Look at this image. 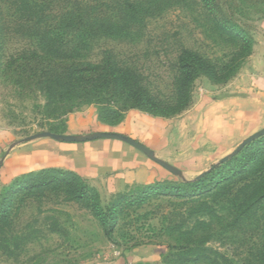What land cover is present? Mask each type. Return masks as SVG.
I'll return each instance as SVG.
<instances>
[{"label": "rangeland", "instance_id": "1", "mask_svg": "<svg viewBox=\"0 0 264 264\" xmlns=\"http://www.w3.org/2000/svg\"><path fill=\"white\" fill-rule=\"evenodd\" d=\"M47 1L43 0V5ZM138 1L146 11L139 21L140 33L129 39L93 41L86 60L99 62L111 53L134 66L148 89L160 98L173 91L176 61L184 50L220 69L216 81L202 75L193 81L190 97L194 99L246 95L247 82L264 76V0H218L231 28L246 39L245 47L213 22L199 0ZM104 3L110 7L111 0ZM60 5L52 0L49 9L58 11ZM1 9L9 18L11 8L1 3ZM30 45L9 31L0 45V131L10 133L11 145L50 135L82 139L85 135L67 134L70 120L88 128L99 124L110 127L129 111L128 106L107 97L82 104L48 100L47 88L5 71L8 61ZM184 110L168 115L169 128ZM243 137L229 150L219 148L213 167L240 159L247 145L241 147L246 134ZM260 137L264 139V134L251 142ZM228 174L227 170L222 174L217 187L191 196L183 185L201 176L191 182H165L171 190L178 186L183 191L179 196H152L139 204L133 201L147 194V188L112 191L100 185L97 189L80 178L95 193L88 196H98L106 215L115 211L111 239L92 213L91 202L74 199L65 184L21 191L12 198L4 188L0 190V264H112L120 257H128L125 264H264V204L254 205L256 196L246 172ZM25 180H18L16 188L25 186ZM220 180L216 176V181ZM182 247L188 251L177 250Z\"/></svg>", "mask_w": 264, "mask_h": 264}, {"label": "trees", "instance_id": "2", "mask_svg": "<svg viewBox=\"0 0 264 264\" xmlns=\"http://www.w3.org/2000/svg\"><path fill=\"white\" fill-rule=\"evenodd\" d=\"M57 2L61 5L58 11H53L49 9L52 0L47 1L48 6L43 5V0H0V45L8 31L27 39L31 44L30 48L12 57L4 70L35 80L38 85L47 88L48 100L57 98L68 104H82L91 100L101 102L103 97H107L110 101L115 100L118 104L128 106L129 110L168 117L169 114L189 106L190 88L198 76L202 75L212 81L220 76V69L210 61L195 52L184 50L176 61L177 76L173 91L168 97L160 98L148 89L143 75L134 66H129L111 53H106L99 62L85 59V53L93 41L137 36L141 31L139 21L146 14L142 2L111 0L110 7H107L104 0ZM199 2L218 27L235 37L241 47H245L246 39L231 28L218 0ZM1 3H6L11 8L9 18L2 13ZM257 140L246 145V151H243L240 159L235 158L222 167H212L209 173L193 183L183 185L186 190L191 191L189 196L220 185L223 181L221 176L226 170L229 174L234 172V176L246 172V178L252 183L256 196L254 205L264 204V139L260 137ZM236 163L238 164L235 165ZM216 176L221 180L216 181ZM22 179H26L25 186L16 188L17 181L5 189L10 192L9 198L21 191L34 192L54 183L65 184L72 189L74 199L91 202L92 213L100 222L105 236L111 239L116 224L115 211H109L106 215L99 207L98 196H88L87 193L94 191L77 175L47 169L31 173ZM168 184L148 187L147 194L134 199L133 203H142L152 196H179L183 191L178 186H171V190ZM177 250L188 251V248Z\"/></svg>", "mask_w": 264, "mask_h": 264}, {"label": "crops", "instance_id": "3", "mask_svg": "<svg viewBox=\"0 0 264 264\" xmlns=\"http://www.w3.org/2000/svg\"><path fill=\"white\" fill-rule=\"evenodd\" d=\"M177 119L170 128L171 118L138 110H129L110 127L77 126L72 119L67 134L85 138L45 136L19 145H11L10 133L0 131V190L47 169L74 173L97 189L103 185L112 191L194 181L217 164L219 148L229 150L244 134L251 135L247 140L264 131V76L247 82L246 95L192 97ZM92 133L101 134L88 136ZM127 258L112 264H125Z\"/></svg>", "mask_w": 264, "mask_h": 264}, {"label": "water", "instance_id": "4", "mask_svg": "<svg viewBox=\"0 0 264 264\" xmlns=\"http://www.w3.org/2000/svg\"><path fill=\"white\" fill-rule=\"evenodd\" d=\"M264 134V131H262L261 133L259 134H256V135H253L252 137L248 138L244 143H242L241 147H243L244 145L248 144L249 142H251L253 139L255 138H258L260 135ZM51 137H54V138H59L57 136H54V135H50ZM59 139H65V138H59ZM127 142H129L130 144H132L133 146L141 149V150H144L141 146H139L137 143L135 142H132V141H129L127 139H125Z\"/></svg>", "mask_w": 264, "mask_h": 264}]
</instances>
